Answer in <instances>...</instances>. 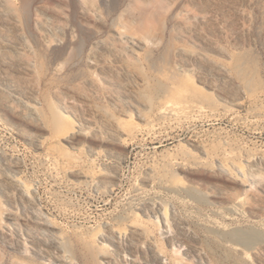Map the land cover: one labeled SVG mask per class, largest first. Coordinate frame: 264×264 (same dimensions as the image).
<instances>
[{
    "label": "rangeland",
    "instance_id": "obj_1",
    "mask_svg": "<svg viewBox=\"0 0 264 264\" xmlns=\"http://www.w3.org/2000/svg\"><path fill=\"white\" fill-rule=\"evenodd\" d=\"M0 264H264V0H0Z\"/></svg>",
    "mask_w": 264,
    "mask_h": 264
},
{
    "label": "bare ground",
    "instance_id": "obj_2",
    "mask_svg": "<svg viewBox=\"0 0 264 264\" xmlns=\"http://www.w3.org/2000/svg\"><path fill=\"white\" fill-rule=\"evenodd\" d=\"M68 115L67 114H64L62 115V118H66ZM69 120V119H68ZM69 129L65 128L64 131H67ZM242 235H245L246 233L245 232H241Z\"/></svg>",
    "mask_w": 264,
    "mask_h": 264
}]
</instances>
